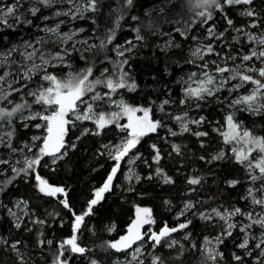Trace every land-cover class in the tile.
Wrapping results in <instances>:
<instances>
[{"label":"snow or ice","instance_id":"1","mask_svg":"<svg viewBox=\"0 0 264 264\" xmlns=\"http://www.w3.org/2000/svg\"><path fill=\"white\" fill-rule=\"evenodd\" d=\"M50 2L42 0L44 5ZM160 3L157 15L153 16L151 8L144 9L146 18L142 19L132 12L137 7V0H118L110 9L113 14L112 26L101 33L97 15L104 7L101 0H67L69 7L57 8L55 15L63 13L73 19L85 17L96 25L89 35H83L86 31L84 26L61 31L60 25L64 21L58 20L51 26L37 25L38 29L43 28L45 36L22 40L0 51V145L7 149L6 157L0 158V192L20 178L33 183L38 194L56 197L70 213L63 218H60V212L48 213L49 217L58 218L61 225L69 223L70 234L60 240H45L43 229L47 218L36 214V210L30 207V200L22 196L14 198L6 206L14 228L23 229L26 233L35 231V236L30 244L11 235H0V252L5 253L4 264H34V256H39L43 261L45 244L52 256L46 264H71L68 257L74 254H81L87 264H109V260L90 254L89 247L79 239V230L85 223V217L94 212V206L105 199V193L111 192L114 187H123L122 184H115L122 167L121 161L127 160L129 165L123 176L128 181V187L123 190L132 193L135 191L133 181L144 179L132 166L143 155L137 147L148 139L149 134H156L157 139L149 140L147 145L150 160L155 162L156 167L154 171L149 167L147 176L149 179L159 177L166 184L174 183V175L160 166L164 156L160 141L163 140L172 152L179 155L184 154L186 144L177 142L175 138L184 133H192L200 138L199 144L205 146L209 132L201 127L207 121L202 105L213 97L221 101V89L231 92L247 82L254 86L247 93L232 99L229 107L233 111L225 112L223 123L218 120L211 128L220 135L223 144L230 147H219L211 154L204 152L200 159L208 164L234 161L241 165L247 184L245 196L241 199L250 200L251 205L248 208L223 204L202 207L192 212L191 217L185 218L199 203L188 199L175 211L179 222L172 226L164 222L158 230H142V226L155 223L153 209L149 205L133 202L134 216L120 230V234L114 239L99 240L92 249L99 248L109 254L115 250L116 259L111 260L110 264H190L186 259L189 250H198L199 264H244L246 260L252 264H264V133L258 134L245 126L235 115L237 105L253 114L264 112V28L259 32L251 30L264 24V4L258 8L256 0H160ZM240 4L245 5L240 8V15L247 19V23L237 25L226 8ZM21 7L18 0L0 3V23L9 27H16L20 23L32 24L34 21L28 19L26 13L34 16L38 12L37 6L32 3L24 11H19ZM216 10L226 22L224 30L212 22ZM127 16L131 20L124 26L134 35L122 44L116 43L121 22ZM169 16L175 18L169 19ZM9 18L15 20L11 25L8 24ZM41 19L46 20L47 17ZM195 25H200L205 31L197 28L193 35ZM164 26L170 31L165 33ZM229 30L235 33L230 41L226 35ZM176 35L181 39H176ZM165 36L167 39L160 43L159 38ZM149 37L158 40L151 47L159 48L165 57L171 56L174 51L176 55L172 63L190 65L192 70L177 76L181 84L177 96H171L173 89L169 88V95L158 102L151 96L142 103L130 101L121 94L125 89L134 92L139 88L131 73L130 58L140 42H144L146 47L150 46ZM242 37L247 38L252 48L247 52L243 49L240 52L232 51L231 42H240ZM46 40L55 41V49L48 48ZM186 40L189 41L187 50L184 45ZM225 46L227 51L223 50ZM77 52L79 60L74 59ZM109 52L115 56L109 55ZM17 53L19 59L16 58ZM209 56H215V59L209 60ZM253 58L259 62L258 67L252 63ZM81 62L83 66L77 68V63ZM64 68L68 70L64 71ZM170 71L166 60L164 72ZM153 76L155 78L156 73ZM234 79L239 82L232 83ZM14 96L18 98L13 99ZM192 110L198 114L193 116ZM121 117L124 119L121 120ZM193 125L196 126L195 131ZM72 129L77 130L79 135L69 139ZM161 129L165 132L163 137L159 135ZM29 130L30 137L20 139ZM104 133L112 138L105 139ZM88 135L101 138L102 142L95 148L94 155L106 156V163L110 162V167L97 163L96 168L92 169L93 172L101 169L105 174L91 188L84 209L77 211L68 196L70 186L51 182L41 174L40 167L43 165L45 169L52 167L58 170V162L68 160L79 149L82 138ZM18 139L19 146H15ZM45 160H48L47 164ZM144 163L149 164V159H144ZM180 164L183 166L184 160H180ZM176 171L179 173V168ZM206 175L214 173H186L187 192L194 193L192 186H200ZM240 183L238 173L229 174L224 179L226 186H238ZM137 195L143 197L146 194L140 192ZM120 199L123 201L126 197L121 196ZM206 199L211 201L214 198L209 196ZM164 203L170 205L172 202L166 198ZM237 215L242 218L240 221L234 219ZM197 216L213 225L219 221L220 231L215 236L204 235L199 241L194 239L187 229ZM35 225L40 226L39 231H36ZM236 228H239L241 238L234 245L235 250L231 251L229 261L222 246L232 238ZM116 229V222L110 221L102 231L111 234ZM177 230H184V238L191 243L175 239L171 234ZM90 231L95 234L97 226H90ZM54 244L55 249L52 248ZM161 246L171 252L170 257L157 251Z\"/></svg>","mask_w":264,"mask_h":264},{"label":"trees","instance_id":"2","mask_svg":"<svg viewBox=\"0 0 264 264\" xmlns=\"http://www.w3.org/2000/svg\"><path fill=\"white\" fill-rule=\"evenodd\" d=\"M29 1L37 2L40 6L38 15L49 11L51 8H56L62 5L60 0H51L48 5H44L42 0H18L22 4V7L19 11H24L25 6ZM0 2L11 3L12 0H0ZM101 3L104 5L102 11L98 12L99 17V31L102 33L105 28L111 27V21L113 19V14L110 13L117 3L118 0H101ZM151 4H156L152 7L153 16L158 14L159 7L161 6L160 0H137V7L132 9V12L136 15L141 16L142 19H145L144 9H148ZM264 2L262 0H256V6L259 8ZM240 5L227 6L226 11L229 16H231L236 24L247 23V19L240 15ZM177 8H179V2L177 3ZM186 12V9L184 10ZM38 16H32L31 19L34 21L32 24H23L20 23L16 27L5 26L0 23V50L10 46L11 44L20 43L25 39H36L39 34L38 30L34 27V23L37 20ZM169 19H174L175 17L169 16ZM187 18V16H185ZM71 22L77 27L84 26L86 28L85 35H89L91 28L96 26L85 17H78L73 19L70 17ZM131 20L130 16L125 17L121 22L122 27L117 32L116 43L122 44L129 36L134 35L124 25H127ZM15 22L14 19L8 21V24L11 25ZM213 23H215L220 30H224L227 25L226 22L222 19L221 13L219 10H216L215 16L213 18ZM200 28L201 31H205L200 25H195L192 33L196 34V29ZM261 28H264V24L259 26L252 27L256 32H259ZM165 33L169 32L170 29L167 26L163 27ZM231 30L227 32V37L230 41V38L235 33H230ZM175 35V34H174ZM167 37L159 38V42L162 43ZM176 39H181L176 35ZM150 46H144V42H140V46L136 49L135 54L131 56L130 63L132 76L137 80L139 88L134 92H130L128 89H125L123 95L130 101L134 102H146L148 97L151 96L153 100L157 102L161 99H164L168 93V89L171 88V96L175 97L180 92L181 84L177 81V76L182 75L187 70H191L190 65H179L172 63V60L175 58V52H172L171 56L165 57L164 53L159 48H153L151 45L157 44V38L149 37ZM190 40V38H189ZM232 51L240 52L241 49L244 50V45L240 42H231ZM185 50L189 46V41H184ZM220 48V45H217ZM224 51H227L225 46ZM109 55L115 56L113 52H109ZM231 55V53H229ZM209 60L215 59V56H209ZM75 60H79V52L76 53L74 57ZM167 60L168 67L171 68V71L168 73L164 72L165 62ZM83 66L82 62L77 63L76 67L79 68ZM67 71V68L63 69ZM153 73H156L154 78ZM222 96V93H219ZM222 96L221 101H216L215 97L207 101L202 105V110L207 117V121L201 127L203 130L209 132V138L207 139L206 145L201 146L199 144V139L195 137L192 133H184L182 136H177L175 139L177 142H182L186 144V149L183 155H179L168 147L167 143L163 140L160 141L162 147L164 148V156L160 162V166L164 167L170 175H174V183L166 184L163 183L159 177L149 179L147 172L149 167L154 171L156 164L150 160V155L147 151V145L149 140H156V134H149L148 139H144L143 142L138 145L137 150L142 152V157L138 158L135 162L136 167L139 173L142 174L144 179L142 181L136 182L134 184L135 191L132 193L125 192L123 189L126 187H114L111 192L105 193V199L102 200L97 206H94V212L88 214L85 217V223L82 228L79 230V239L83 244H86L90 249V254H96L99 258L107 259L110 261L112 254L105 253L101 249L96 248L92 249L94 244L101 239L106 238H116L120 234V230L124 229L127 222H129L134 213V208L132 207L133 202H138L142 204L149 205L153 209V219L155 223H149L153 229H158L163 225L164 222H167L170 226L174 225L176 219L173 218V214L177 207L179 206L180 201L186 197L185 188L187 185L186 173L187 174H197L200 173H214V175L205 177V180L200 186H193L195 188L194 193H191L193 200L199 201L196 206L190 210L188 217H191V213L195 212L198 208L202 207H211L219 203L224 205H229L232 203H241V196L245 193L247 187L246 182L244 181V170L241 165L230 161L227 163H214L208 164L205 161L200 159V156L207 152L211 154L214 151H217L219 147H230V145L225 146L220 135L211 130L213 125L217 124L219 120L220 123H223L224 116V103L227 102V98ZM175 107V106H173ZM233 111V110H231ZM236 112V117L244 122V125L253 129L258 134L264 133V112H259L258 115H245L244 113ZM198 113L196 110H192V115L196 116ZM124 118L121 117V120ZM87 123V122H84ZM193 131L196 130V126H192ZM28 131L25 134H22L20 138L26 137ZM72 135H79V132L76 130ZM160 137L165 135L163 129L160 130ZM105 139H111V135L104 133ZM172 139V137H170ZM100 137H93L91 135L82 138L79 142L80 147L76 150L68 160H65L63 163L58 162V170L49 167L45 169L43 165L40 167V172L42 175H46L51 182L64 183L69 187L68 196L73 207L77 211L84 209L89 198V193L93 185L100 181V177L105 173L101 169H97L95 172L92 171L93 168H96V164L99 163L105 167H110V162H107L106 156H95L94 150L101 143ZM86 149V150H85ZM7 149H0V158H4L7 155ZM171 152V157L169 156ZM144 159H149V164L144 163ZM180 160H184L185 164L182 166ZM47 164L46 160L44 161ZM71 164L72 167H67ZM177 168H179V173H177ZM217 168L220 170L217 171ZM238 178L241 180V183L238 186H226L224 184V179L228 178L229 174H237ZM9 174L11 172L9 171ZM121 172H118V176L115 178V184L121 185L120 181ZM34 179V177H33ZM216 183H213V181ZM138 185V186H137ZM144 192L146 195L143 197L137 195V193ZM23 197L24 199L30 200V207L36 210V214L41 218H47V224L44 227L45 240L47 238H53L54 240H60L63 236L70 234V224L65 222L64 225L60 224V220L55 217H49V212H60V218L70 215L68 210L63 208V205L59 204L56 197H45L41 194H38L34 190L33 183H29L26 180L17 178L15 183L9 185L4 191L0 192V235L4 236H13L17 239H23L29 241L31 244L33 242V237L35 236V231L31 233H26L23 229H15L12 220L7 212V205H9L14 198ZM125 196L126 200H121L120 197ZM213 197L214 199L209 201L206 197ZM170 200L172 203L166 205L164 203L165 199ZM205 198V199H202ZM110 221H115L117 225L116 231L114 233H104L102 231L103 226L109 224ZM25 225H27V218H25ZM96 225L97 231L95 234L90 231V226ZM36 231L40 230L39 225L34 226ZM188 231L192 233V236L196 240H201L204 235L215 236L220 231V225H213L210 222L202 221L197 216L193 219V224L188 228ZM174 237L177 240H181L186 244H190L191 241L186 240L181 234L180 230H177L174 233ZM240 242V235L238 230H234V234L231 239H227L226 243L222 246V250L226 253V259L231 260L230 253L235 250L234 245ZM167 243V241H165ZM55 249V244L52 246ZM159 253L166 257L171 256V252L167 248L161 246L157 249ZM113 253V250H112ZM31 254V252H30ZM44 260H40L39 256H34V264H46L47 261L51 260V252L48 249V246L45 244L44 251L42 253ZM5 253L0 252V264H4ZM71 260V264H85L86 258L81 254H74L71 257H68ZM186 259L190 261V264H199V252L198 250H189L187 252ZM244 264H252L250 260H246Z\"/></svg>","mask_w":264,"mask_h":264},{"label":"rangeland","instance_id":"3","mask_svg":"<svg viewBox=\"0 0 264 264\" xmlns=\"http://www.w3.org/2000/svg\"><path fill=\"white\" fill-rule=\"evenodd\" d=\"M60 1H61V3H62L61 6L56 7V8H51V9H49V11H45V12L39 14V15H38V12H39V10H40V6H39V4H38L37 2L29 1L28 4L25 6V8H27L30 4L34 3V4L37 6V8H38V12L35 14V15L38 16V18H37V20H36L35 23H34V27H35V28L38 30V32H39V34L37 35V37H38V36H45V35H46V34L44 33L42 27L39 28V29L37 28V25H38V24H40V25L48 24L49 26H51L52 24H55L58 20H62V21H64V23L60 25V30H61V31H69L71 28H73V27H77L76 25H74V24L71 22L70 16H67L66 14H63V13L60 14L59 16L55 15V12H56V9H57V8H65V7H69V5L67 4V0H60ZM262 2H264V0H262ZM0 3H5V2H0ZM154 6H156V4H151L149 8H152V7H154ZM243 7H245L244 4H242V6H241L240 8H243ZM25 8H24V9H25ZM73 10H74V9H73ZM35 15H34V16H35ZM32 16H33V14H31V13H26V17H27L28 19H31ZM41 17H47V19H46V20H42ZM12 19H14V18H9V21L12 20ZM251 30H252V31H255V30L252 29V28H251ZM230 33H233V32L231 31ZM83 35H85V34L83 33ZM25 40H35V39H25ZM240 43L244 45V52H247V51H249V50L252 48V44H251L249 41H247V38H246V37H242ZM45 44H46V46H47L48 48L55 49V47H56V42H55V41H52V40H46V41H45ZM9 47H10V46H8V47H6V48H3V49H1L0 51H3V50H5V49H7V48H9ZM241 55H242V53H241ZM16 58L19 59V54H18V53H17V55H16ZM252 63H255V64L257 65V67L259 66V62L256 61L255 58H253ZM57 67H59V66H57ZM191 70H192V69H191ZM191 70H187L186 72L191 71ZM0 71H2V66H0ZM186 72H185V73H186ZM257 75H258V74H257ZM20 82L22 83L23 81H20ZM238 82H239V81H238V80H235V79L232 81V83H238ZM253 86H254V85H253L251 82H247V83H245V84H242L240 88H238V89H233L231 92L228 91L227 89H221V90H220V93H222V96H225V97L227 98V100H228L227 102L224 103V108H225V109H224V112H227V111H231V110H233V108H230V107H229V105L232 103V99H234V98H235L236 96H238V95H241V94H243V93H247L248 91H250V89H251ZM17 98H18V96H14V97H13V99H17ZM235 111H236V112L244 113L245 115H252V116H255V115H258V114H259V112H257L256 114H253V113H251V112L245 110V108H244L243 106H241V105H237V106H235ZM241 113H240V114H241ZM224 114H225V113H224ZM173 124H174V122H173ZM75 131H76L75 129H72V130H71L70 135H69V139H71V137L73 136L72 134H74ZM30 135H31V131L29 130V131H28V134H27L26 136H27V137H30ZM24 138H26V137H23V138H20V139H24ZM15 146H19V139L16 140V142H15ZM1 148H6V147H5L4 145H0V149H1ZM6 152H7V151H6ZM0 156H1V154H0ZM46 162L48 163V160H46ZM135 162H136V161L133 162V165H132V166L136 169L137 172H139L138 169H137V167H136ZM121 165H122V167H121V169L119 170V171L121 172L120 181H121L123 187H126V188H127V187H128V181H125V180L123 179L124 171L127 170V168L129 167V165H128V163H127V160H122V161H121ZM135 183H136V181H133V184H135ZM192 187H193V186H192ZM185 194H186V197H184V198L180 201L179 206L177 207V209H176L175 211L179 210V207H180V205L182 204V202H183L184 200L193 199L192 196H190L191 193H188V192H187V186H186V188H185ZM244 196H245V193H244L241 197H244ZM240 200H241V203H232V204H229V205H224V204H223V205H224V206L239 205V206L244 207V208H248V207L251 205V201L248 200V199H240ZM12 201H13V200H12ZM219 204H221V203H219ZM219 204H217V205H219ZM214 206H216V205H214ZM211 207H213V206H211ZM133 216H134V213H133ZM9 217H10V216H9ZM187 217H188V214H187V216H186L185 218H187ZM10 218H11V217H10ZM173 218L176 219V222H179L178 219L175 217V212H174V214H173ZM234 219L237 220V221H240L242 218H241L239 215H237L236 217H234ZM11 220H12V218H11ZM217 224L220 225V222L218 221ZM147 228H151V229H153V227H151L149 224H146L145 226H142V230L147 229ZM158 229H159V228H158ZM158 229H154V230H158ZM236 229L238 230V233H239L240 238H241V233H240L239 228H236ZM234 230H235V229H234ZM187 231H188V229H187ZM257 231H258V229H257ZM180 232H181V234L184 236V230H180ZM171 235L174 237V233L171 234ZM174 238H175V237H174ZM202 239H203V238H202ZM202 239H201V240H202ZM167 243H168V241H167ZM149 247H150V245H149ZM121 258H123V257H121ZM114 259H116L115 250H113V253H112L111 257H110L109 264H110L111 260H114ZM85 264H87V260H86Z\"/></svg>","mask_w":264,"mask_h":264}]
</instances>
